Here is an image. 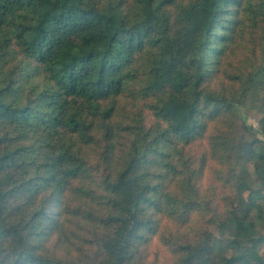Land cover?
<instances>
[{"label": "trees", "instance_id": "1", "mask_svg": "<svg viewBox=\"0 0 264 264\" xmlns=\"http://www.w3.org/2000/svg\"><path fill=\"white\" fill-rule=\"evenodd\" d=\"M138 2L129 18L94 0H0V61L15 42L45 77L27 100L15 78L0 85V264H142L157 234L173 264H264V191L250 183H264V61L242 96L228 82L246 34L264 25V0H188L174 17L177 0ZM256 40L264 54V34ZM127 93L158 96L155 130L139 137L119 122ZM249 99L263 137L242 132L229 148L236 198L211 216L217 234L165 188L171 148L209 136L220 151L236 136L234 104ZM51 237L78 256H56Z\"/></svg>", "mask_w": 264, "mask_h": 264}, {"label": "rangeland", "instance_id": "2", "mask_svg": "<svg viewBox=\"0 0 264 264\" xmlns=\"http://www.w3.org/2000/svg\"><path fill=\"white\" fill-rule=\"evenodd\" d=\"M94 1L101 7H105L109 3L113 6H121L124 14L129 18L137 16L139 10L138 0ZM186 1L188 0H177L175 5L169 7L173 17L176 15L179 5ZM125 4L126 6H124ZM263 28L264 25L260 29L258 28L255 33L246 34L248 40H245L244 45L237 51V57L233 59L237 66L232 76L237 77V79L232 78L228 82L239 96H242L244 92L243 85L248 73L254 72L264 61L263 51L259 44L255 43L257 38L261 39V36H263ZM0 38H2L1 34ZM6 51V55L3 56L4 59L0 61V85L3 84V80L11 77L15 78L14 85L18 87L16 93H19V97L23 100H27L29 97L33 98L35 93L32 92V89L35 86H41V83L45 82L44 75L39 73L40 69L34 70L35 62L25 57L15 42H12ZM150 56L148 52L143 53L134 64L133 69L136 71L137 79L130 86L134 90L139 88L140 80L148 75L147 68ZM19 62H25L26 68H17ZM129 95L130 97L126 95L123 98L126 105L123 109V117L118 119L119 122H122L123 126L129 124L133 132L137 133L136 135H139V137L143 136L146 130H155L158 119L154 114L153 103L156 102L158 96H143L133 93ZM234 107L237 130L235 131L236 136L231 135L233 141L223 145L220 151L209 136L197 139L190 144L182 143L172 147L170 161L174 163L175 167L169 169L170 172L166 173L164 178L165 188L174 192L178 200L194 201L191 204L200 207V210H198L199 215H195L196 219L206 223V227L217 234L218 230L214 223L212 224L211 216L223 207H228L233 197L236 198L235 170L238 169H234V167L238 164L232 156L228 157L229 148L236 145L242 132H245L247 137H263L260 134L262 113L257 107L253 106L252 101L250 99L245 100L244 104H234ZM85 113L91 116V109L85 111ZM244 123L257 130L254 135L248 133V130L242 129ZM214 127L215 125L212 123L210 125L211 131ZM121 141L124 140L121 138ZM102 145H104V142L101 144V148ZM250 183L252 187L261 188L264 191V183L258 179H251ZM247 195L248 193H246ZM163 222L164 226L166 225L163 230L166 231L167 227L172 225V222L168 219ZM262 229L264 230V227ZM53 244V237L45 241V245L54 250L56 256L62 259L78 256L76 247L68 252L54 249ZM174 256V253L161 240V234H157L149 243L142 264H173Z\"/></svg>", "mask_w": 264, "mask_h": 264}]
</instances>
